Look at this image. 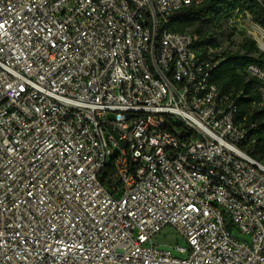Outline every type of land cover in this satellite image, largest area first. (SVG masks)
<instances>
[{
	"label": "built area",
	"instance_id": "2783aa9c",
	"mask_svg": "<svg viewBox=\"0 0 264 264\" xmlns=\"http://www.w3.org/2000/svg\"><path fill=\"white\" fill-rule=\"evenodd\" d=\"M205 1L0 0V264H264L257 123L212 82L243 49L169 27Z\"/></svg>",
	"mask_w": 264,
	"mask_h": 264
},
{
	"label": "trees",
	"instance_id": "16d2710c",
	"mask_svg": "<svg viewBox=\"0 0 264 264\" xmlns=\"http://www.w3.org/2000/svg\"><path fill=\"white\" fill-rule=\"evenodd\" d=\"M236 10L249 11L255 21L264 25V7L256 0H206L199 6H189L177 11L169 21L173 31L190 30L199 36L196 47L215 46V33L235 13ZM243 52L229 54L222 60L212 74V82L222 93H234L240 106V118L247 117V124L257 123V128L250 131L241 147L253 158L264 161V107L257 106L262 98L260 80L251 77L245 71L251 63H262L264 56L258 57L255 41L247 39L241 44ZM245 96H237L242 92Z\"/></svg>",
	"mask_w": 264,
	"mask_h": 264
},
{
	"label": "rangeland",
	"instance_id": "374dc122",
	"mask_svg": "<svg viewBox=\"0 0 264 264\" xmlns=\"http://www.w3.org/2000/svg\"><path fill=\"white\" fill-rule=\"evenodd\" d=\"M243 24L246 25L247 22L243 21ZM244 27L245 26H239V28L235 29L233 33H230L229 30H224L220 33V35L218 36V39L221 41H225V39L228 38V40L232 43L231 45L238 47V45L242 44L243 36L246 34V32L243 30ZM233 36H234V39L231 38ZM160 239L166 240L168 243H171L173 245H176V243H179L182 246L186 245L185 239L179 234H177L174 231V229L170 227H168L164 231L163 235L160 236Z\"/></svg>",
	"mask_w": 264,
	"mask_h": 264
}]
</instances>
